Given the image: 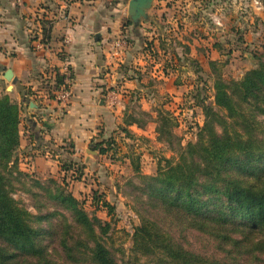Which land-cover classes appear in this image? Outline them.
Masks as SVG:
<instances>
[{
  "label": "crops",
  "instance_id": "0c3cea01",
  "mask_svg": "<svg viewBox=\"0 0 264 264\" xmlns=\"http://www.w3.org/2000/svg\"><path fill=\"white\" fill-rule=\"evenodd\" d=\"M129 1L0 0V85L7 83L4 74L10 70V96L21 105L19 169L48 171L54 179L70 181L72 171L64 172L61 166L80 164L81 181H71L79 187L73 194L76 199L98 191L109 201L107 181L119 179L135 157H145L137 153L139 148L144 150L143 144L161 146L156 141L155 100L171 93L168 98L176 101L179 93L170 79L173 75L159 80V64L150 62L165 51L162 37H172L166 47L178 59L177 52L183 50L184 59L191 46L201 54V49L207 51L204 39L192 36L207 35V17L219 22L224 18L222 0H153L146 12L148 21L133 24L127 14ZM230 1L231 7L241 3L248 8L242 25L251 27L244 33L256 45L255 37L264 35V0ZM42 28L49 31L44 41ZM210 28L217 27L212 24ZM119 36L127 38V47L119 62L108 67V47ZM167 66H163L166 73ZM177 70L183 71L184 66L171 72ZM56 75L62 79L58 90L65 84L70 92L64 105L55 99ZM156 84L164 86L161 91H153ZM26 92L30 96L23 102ZM164 103L156 112L171 109V102ZM136 111L150 115L151 121L142 127L124 123ZM107 142H113L114 150L99 155L95 148H105Z\"/></svg>",
  "mask_w": 264,
  "mask_h": 264
},
{
  "label": "trees",
  "instance_id": "16d2710c",
  "mask_svg": "<svg viewBox=\"0 0 264 264\" xmlns=\"http://www.w3.org/2000/svg\"><path fill=\"white\" fill-rule=\"evenodd\" d=\"M48 33L42 28V41L47 40ZM61 83L56 75L55 90ZM22 96L25 102L30 94ZM20 112L21 105L8 97L0 98V264H21L25 259L35 264H56L39 246L40 233L30 225L31 215L10 192L12 176H25L14 157L19 147ZM157 124L156 141L170 145L175 139L174 121L160 111ZM114 148L113 142H107L105 148L98 145L95 149L104 155ZM179 151L176 161H167L154 174L138 172L146 186L141 192L143 204L152 214L160 213L165 225L140 216L132 238L133 250L165 256L172 264H223L184 248L170 232L176 231L178 236L194 233L214 240L219 248L231 247L239 257L264 252V63L239 81L216 83L213 104L204 108V123L196 141ZM61 170L72 171L70 181L80 182L83 177V166L77 163H65ZM59 197L89 241L90 260L113 264L97 235L95 220L91 222L78 208L76 198ZM100 204L107 207L101 199ZM144 213H148L147 208ZM164 226L170 228L169 232ZM256 234L262 238L254 240Z\"/></svg>",
  "mask_w": 264,
  "mask_h": 264
},
{
  "label": "rangeland",
  "instance_id": "374dc122",
  "mask_svg": "<svg viewBox=\"0 0 264 264\" xmlns=\"http://www.w3.org/2000/svg\"><path fill=\"white\" fill-rule=\"evenodd\" d=\"M259 1H256L258 8L261 6ZM247 10L248 8L241 3L238 8H234L231 7L230 0H222L221 13L224 16L222 21L207 17L205 20L207 35L192 36L193 39L202 37L207 51L203 52L204 50L201 49L200 54L196 46H191L190 52L183 57L184 59H182L183 50L177 52L178 59V55L175 52L173 54L166 47L172 37L164 35L162 39L166 44L165 51L161 53L159 51L156 54L157 58L151 57L150 62L159 64L157 78L161 80L166 75L170 77L173 75L170 79L173 80L175 88L177 87L176 91H179L176 101L168 98L171 93L159 95L153 109L157 126L160 111L163 109L158 112L156 109L162 108L164 102H171V109L163 111L167 112L175 123L176 127L172 131L175 139L170 145L163 141L161 146L143 144L141 147H144V150L139 148L142 150L138 149L137 153L143 152L145 157L142 160L135 157L130 164V169L123 171L119 179L107 181L109 201L105 199L107 195L99 194L98 191L95 193L91 191L77 199L78 208L91 222L94 223L93 220H95L97 235L107 249L113 264H172L165 256H157L146 250L139 252L133 250L132 238L135 228L140 225V216L152 218L157 223L165 225L160 213L152 214L148 205L143 204L145 197L141 196V192L145 191L146 186L138 177L142 173L153 172L154 169L165 166L167 161H176L179 150L196 141L199 129L204 123V108L213 104L216 83L239 81L247 72L264 63V47H262L264 46V35L255 37L253 41L257 43L255 45L249 43V37L247 33H244L246 29L252 30L251 27L245 29L242 25L245 23L243 18L246 17ZM207 11L209 13V9ZM234 13L236 18H229V16H234ZM212 24H215L217 28H210ZM167 64L168 73L163 68ZM182 65L184 66L183 71L171 72V69H179ZM158 82L161 81H156ZM10 83L11 81L0 85V98L8 97L13 100L10 96L11 91L7 90L11 87ZM162 87L164 86L156 84V89L153 88V91H161ZM150 117L138 111L136 115L131 114L127 120L134 121L142 127L151 121ZM21 135L22 133L19 134ZM164 140H167V137ZM17 152L14 154L16 160L18 159ZM152 163L153 166L150 165ZM21 172L25 174L24 177L13 175L9 180L10 192L20 207L31 215L30 225L39 231V246L44 249L49 259L56 264H96L90 260L87 253V248L90 246L89 241L77 228L65 206L60 203V194L74 197L73 194L79 192V187L72 186L71 181L62 182L61 177L54 179L55 175L48 171L46 173L31 170ZM113 182L114 186L111 185ZM92 197H95L93 202ZM100 199L107 207L100 204ZM146 208L148 213H144ZM45 216L48 218L44 220ZM38 218L43 220L37 221ZM164 230L169 232L170 228L164 226ZM170 232L187 250L209 259H218L223 264H264V252L241 254L239 257L231 247L219 248L214 240L203 236L194 233L178 236L176 231ZM253 238L259 240L262 235L256 234ZM21 264H35V261L25 259Z\"/></svg>",
  "mask_w": 264,
  "mask_h": 264
},
{
  "label": "built area",
  "instance_id": "2783aa9c",
  "mask_svg": "<svg viewBox=\"0 0 264 264\" xmlns=\"http://www.w3.org/2000/svg\"><path fill=\"white\" fill-rule=\"evenodd\" d=\"M126 47H127V38L125 36H119L110 43L107 51L108 67H113L114 64L119 62L120 57L123 51L126 49ZM55 99L57 102L63 105L68 103L70 99V92L65 84H63L61 89L57 91V93L55 94ZM108 103L110 105L113 104V96L110 95Z\"/></svg>",
  "mask_w": 264,
  "mask_h": 264
},
{
  "label": "water",
  "instance_id": "95a60500",
  "mask_svg": "<svg viewBox=\"0 0 264 264\" xmlns=\"http://www.w3.org/2000/svg\"><path fill=\"white\" fill-rule=\"evenodd\" d=\"M153 0H130L128 3L127 14L129 20L133 24H137L141 20L148 21V16L146 14L147 10L151 8ZM12 79V72L6 70L4 74V80L10 82ZM8 91H11V87L7 88Z\"/></svg>",
  "mask_w": 264,
  "mask_h": 264
}]
</instances>
